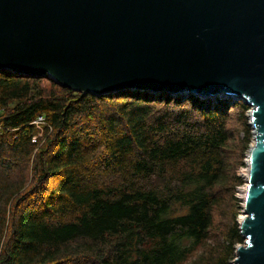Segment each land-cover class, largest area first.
<instances>
[{
  "label": "trees",
  "instance_id": "1",
  "mask_svg": "<svg viewBox=\"0 0 264 264\" xmlns=\"http://www.w3.org/2000/svg\"><path fill=\"white\" fill-rule=\"evenodd\" d=\"M248 109L139 90L83 94L0 69V264H181L209 238L225 195L240 201ZM39 115L49 127L33 141ZM237 215L188 264H231L243 242Z\"/></svg>",
  "mask_w": 264,
  "mask_h": 264
},
{
  "label": "water",
  "instance_id": "2",
  "mask_svg": "<svg viewBox=\"0 0 264 264\" xmlns=\"http://www.w3.org/2000/svg\"><path fill=\"white\" fill-rule=\"evenodd\" d=\"M0 69L83 94L244 102L252 138L231 264H264V0H0Z\"/></svg>",
  "mask_w": 264,
  "mask_h": 264
},
{
  "label": "rangeland",
  "instance_id": "3",
  "mask_svg": "<svg viewBox=\"0 0 264 264\" xmlns=\"http://www.w3.org/2000/svg\"><path fill=\"white\" fill-rule=\"evenodd\" d=\"M225 99V98H223ZM234 113H233V118L230 122L232 128H235V125L239 124V120H235L236 116H237V109H233ZM248 111H245V116L248 119ZM252 131V128H251ZM42 133H37L36 137L41 136ZM251 143V142H250ZM248 153V151H247ZM246 153V154H247ZM246 157V156H245ZM244 162H245V158H244ZM244 168H246V166L240 167L238 169V174L242 177L243 174L242 172L244 171ZM244 179V178H243ZM243 186H245V180L244 183L240 186H238L236 188V192H235V196L240 200H232L227 194L225 195V199L223 202H221V204L215 209L214 214H213V224L211 226L210 232H209V238L207 239V241L205 243H202L189 257H187V259L182 262L181 264H188L190 263L192 260H194V258H196L199 254H201L204 250H206L207 248L212 247L214 244H218V242L221 240V236L224 234L225 230H226V226L229 222V220L232 218V214L234 212V210L238 209V215H237V220H239L240 216L243 215L242 210L243 208L241 207V209L239 208V206H242V196H241V191L243 189ZM157 242V239H150L146 245L145 248L146 249H150L155 243ZM243 243V242H241ZM240 244V243H239Z\"/></svg>",
  "mask_w": 264,
  "mask_h": 264
},
{
  "label": "built area",
  "instance_id": "4",
  "mask_svg": "<svg viewBox=\"0 0 264 264\" xmlns=\"http://www.w3.org/2000/svg\"><path fill=\"white\" fill-rule=\"evenodd\" d=\"M32 123L38 129V133H42L44 126H48L42 115L37 116L36 119ZM35 138H36V136H34L32 140L35 141L36 140Z\"/></svg>",
  "mask_w": 264,
  "mask_h": 264
},
{
  "label": "bare ground",
  "instance_id": "5",
  "mask_svg": "<svg viewBox=\"0 0 264 264\" xmlns=\"http://www.w3.org/2000/svg\"><path fill=\"white\" fill-rule=\"evenodd\" d=\"M242 174H243L244 178H246V176H247V168H244V171L242 172ZM245 186H246V183H245ZM245 186H243V189L241 191V196L242 197L244 196Z\"/></svg>",
  "mask_w": 264,
  "mask_h": 264
}]
</instances>
